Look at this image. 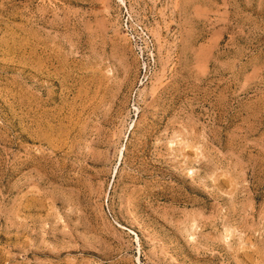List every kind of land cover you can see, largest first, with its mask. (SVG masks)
<instances>
[{"label": "rangeland", "instance_id": "rangeland-1", "mask_svg": "<svg viewBox=\"0 0 264 264\" xmlns=\"http://www.w3.org/2000/svg\"><path fill=\"white\" fill-rule=\"evenodd\" d=\"M0 264H264V0H0Z\"/></svg>", "mask_w": 264, "mask_h": 264}]
</instances>
